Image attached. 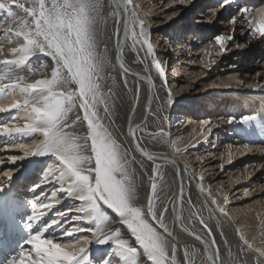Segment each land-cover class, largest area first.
Returning <instances> with one entry per match:
<instances>
[{
	"label": "snow or ice",
	"instance_id": "6c2138e0",
	"mask_svg": "<svg viewBox=\"0 0 264 264\" xmlns=\"http://www.w3.org/2000/svg\"><path fill=\"white\" fill-rule=\"evenodd\" d=\"M232 2L222 0L220 7ZM173 3L187 6L192 0H173ZM13 8L19 9L20 14ZM0 11H5L15 26L14 31L9 28L4 32L5 36L11 34L14 37L8 43L16 44L9 50L12 58L0 60V65L5 69L0 72V93H3L0 98L10 94L19 97L7 107H0V113L22 110L25 114L22 119L27 121L22 126L0 125V136L24 133L42 136V139L33 140L30 144H6V149L11 147L23 152L22 156H11L8 160L12 165H17L18 161L34 155H53V163L44 174L43 181L32 186L33 192L45 183L56 182L67 198L80 202L78 214L71 219L94 225L89 229L67 227L63 228L60 237H45L48 229L61 228V221L68 217L67 210L57 213L50 223L32 235L29 241L31 250H21L11 257L8 264H86L90 258L88 248L97 240L101 243L112 241L115 245L102 264H141V256L151 264H239L231 248H228L226 257L222 256L221 245L209 226L211 220H215L217 227L222 219L236 223L237 217L230 215L225 207L228 204L227 196L223 198V204L212 198L211 204L214 206H209L208 197H212V193L204 187V177L201 176L199 190L206 196L200 206L194 204L191 196L185 192L186 185L178 165L176 177L179 178V193L170 192V186L164 180V165L156 162L162 160L167 163V156L155 155L144 146L145 141H152L167 144L175 152L180 151L170 140V131H166L167 117L159 115L164 106L151 112L149 98L148 114L156 117L153 125L155 131L149 130L147 119L140 123L134 122L141 88L139 83H136L135 90L130 86L128 69L123 63L126 44L130 42L138 58L141 50L145 53V60L151 56L153 66L163 79L162 87L169 92V105L172 103V94L167 89L165 69L157 59L149 38V26L141 18L133 0H0ZM238 13L243 16L240 24L247 30L249 42L264 39V7L255 11L240 7ZM177 15L179 12H173L167 19L171 21ZM211 15L215 16V10ZM257 15L260 17L259 23L256 22ZM207 22L211 23V17ZM230 23L236 25L237 17L232 16ZM214 41L219 46V55L231 50L228 48L230 41L237 49L245 46L234 41V32L233 35H216ZM110 44L123 70V87L126 93L133 94L131 108L126 113V128L120 131H117L116 114L118 105L125 102V95L117 90V79L113 74L116 64L110 55ZM205 52L211 55L207 49ZM37 53L51 58L50 74L41 72L40 79L28 82L36 75L29 62ZM0 54H3V45H0ZM215 63L212 60L205 67L211 68ZM25 67L29 74L20 75ZM48 67L47 64L42 65L44 69ZM144 79L148 80L150 89L154 87L150 76ZM238 83L243 85L244 81ZM247 87L261 90L264 84H249ZM252 118L244 115L239 119L246 123ZM236 119L228 117L219 124L205 119L199 122L200 132L197 134L206 142L214 129ZM81 126L83 131H76ZM243 147L252 151L248 145ZM257 150L264 152V148ZM134 153L150 161L152 167L146 168L145 163L137 160ZM171 162L176 163L174 160ZM4 163V158L0 157V164ZM185 171L189 182L196 179L187 164ZM3 175L6 181L0 183V192L10 183L13 169L9 167ZM236 182H239V178ZM142 186L144 192L141 198ZM51 199L60 203L55 191ZM32 204L34 212L30 221L35 224L45 216L42 209L50 210L53 207L50 203L45 204L40 196H35ZM106 209L111 210L118 221ZM185 210L189 222L197 221L202 226L199 234L185 224ZM205 210L207 216L204 215ZM166 216L174 217V224L195 236L203 246V253L185 245L181 261L177 256L176 238L166 222ZM117 222L126 226L135 244L124 238L120 230L113 231L111 226ZM259 227L264 234V220L260 221ZM236 229L241 233L243 245L247 246V249L241 246V251L253 250L259 257H264V247L253 249V245L242 234L244 229L238 224ZM82 231H87L91 238L78 237ZM220 235L223 236V232ZM224 243L227 244V241ZM113 257L116 259L113 260ZM256 264H260L259 259Z\"/></svg>",
	"mask_w": 264,
	"mask_h": 264
},
{
	"label": "bare ground",
	"instance_id": "6f19581e",
	"mask_svg": "<svg viewBox=\"0 0 264 264\" xmlns=\"http://www.w3.org/2000/svg\"><path fill=\"white\" fill-rule=\"evenodd\" d=\"M222 2V0H219ZM243 1V0H240ZM107 2V0H106ZM245 2V1H244ZM243 2V4H244ZM247 2V1H246ZM133 3L138 6V11L142 19H145L146 24L151 27L155 25H161L164 24V22H167L165 24H168L170 21L167 19L168 16H171L173 12H179V15L182 13L180 12L183 8H181L179 11H174L172 9L165 10L162 12L164 15L159 17H164V20H155L153 14L157 12L155 6L156 4L152 5L147 4L146 0H133ZM246 5V4H245ZM187 9V8H186ZM13 11L20 14V10L17 8H13ZM186 10H184L185 12ZM189 12H192L191 10H188ZM202 10L197 9L195 15H201L200 13ZM178 16V15H177ZM175 16V17H177ZM174 17V18H175ZM175 20V19H174ZM260 17L256 19V22L259 23ZM172 21V20H171ZM111 27V24L109 25ZM12 28L14 31L15 26L12 24V21L10 18L7 17V13L5 11H0V45H3V54H0V60H3L5 58H12L10 53V48L13 46H16L15 43L9 44V39H14L11 34L8 36H5V29ZM172 33V41L174 43V47L176 50V56L174 57V60L172 61V64L169 60V54H167L168 50L166 48V43L164 42L165 39H167V42L170 40V37H167L168 34ZM153 36V47L154 49L157 48L160 54L157 55V59L160 60L161 66H167L164 67L165 73L170 70L171 65V72L169 73V79H167V89L171 90L172 94V103L168 104V96L169 92L164 87H162L163 79L159 76L157 73L155 67L152 64V58L151 56H147L145 60V53L143 50L140 52L139 58L137 57V53L133 51L129 44L125 45L124 48V59L123 63L126 69H128V79L130 81V86L133 87V90H135L136 83H139L141 88V96L140 100L137 103V110L136 114L133 117L135 123H140L143 120L147 119L149 130L155 131L154 128V121L156 119L155 116L149 115V98L151 97V112H156L158 107L161 105L164 106L162 111L159 113L160 116L167 117L166 122V131H170V140L174 143L176 148H179V152H175L173 148L167 144H162L159 142H152V141H145L144 146L147 148L148 151L152 152L155 155H164L167 156L168 162L165 163L162 160H157V163H163V172H164V180L165 182L170 186V192H176L179 193V178L176 177V171H177V165L179 166L181 176L184 178V183L186 185L185 192L191 196L192 202L194 204H197L198 206L201 205V201L205 198L206 194H201L199 190V178L196 177L195 180H192L189 182L187 172L185 171V165L182 163L183 161L187 164L193 165V161H206V157L213 154V157L219 156L220 159H227V160H233V159H239L244 158L249 152L247 149H245L243 146L248 145V148L252 149V151L255 152V150L264 148V96H248L244 93L236 95L235 93L232 94H220L217 92L218 90H224L229 87L237 89L240 84H238L239 77H230L225 75H220L218 77H212L211 79L206 73V77L204 78V81L200 80L199 89L198 92L192 93L189 97H186V91L189 90V84L188 86L185 85L186 81L185 79H182L180 83V77L183 75L184 78H186L187 75L183 74L185 71H187V74H189L190 82L196 80L198 76L200 77L204 72L203 70L198 67L197 69L190 70L189 67H186L184 61V53H178L180 46H191L192 47L198 44L200 40H198V37L204 38V44L209 42V38L213 36L214 34L208 33L206 29H197L193 28V26L190 23H181V19L175 20L171 22V25L168 29H161L158 31H154ZM190 39L198 40V42H193L189 44ZM211 41V40H210ZM213 43V42H212ZM214 44V43H213ZM206 45H197L195 48L197 50L202 51L203 48ZM109 47L112 49L110 52V55L112 56L113 63L116 64V69L114 71V75L117 79V90L121 94L125 95V102L121 105H118L117 108V114H116V126L117 131H120L122 128H126V113L130 110L131 104L133 102V94L126 93V90L123 87V83L121 81V76L123 73V70L120 69L118 62L115 59L116 53L115 49L110 44ZM215 51H220L218 47ZM193 53L189 55L191 59ZM187 56V54H186ZM168 62L166 63V61ZM32 70L36 73V75L32 76V78L28 82H33L34 80L40 79V73L41 72H48L50 74V67L52 64L51 58L48 57L45 54L37 53L35 56L32 57V59L29 62ZM43 64H47L49 67L47 69L42 68ZM147 65V69H146ZM196 65V64H195ZM4 66L0 65V72H3ZM20 75H28V68L25 67V69L19 73ZM151 77L152 84L154 87L150 89L149 82L147 79H144V77ZM168 75H166L167 77ZM205 76V75H204ZM213 76V74H212ZM178 79V80H177ZM249 83L254 84V82H251L247 80ZM171 82V84L169 83ZM196 82V81H195ZM187 84V83H186ZM191 84V83H190ZM196 84V83H195ZM230 85V86H228ZM232 85V86H231ZM228 86V87H226ZM202 88V90H201ZM202 91V93L200 92ZM153 93L155 94L153 96ZM0 95H3V93H0ZM18 96L15 95H7L3 98H0V107H7L11 102H14L16 99H18ZM222 99L223 105H226L227 102L231 104L229 114L230 116L225 115L224 113L221 114L217 113L215 114L214 105L217 100ZM208 106V107H207ZM205 108L212 109L211 111H207V117H203L202 110ZM228 110V109H226ZM225 111V110H224ZM220 112V111H219ZM4 121L1 122L2 124H9V126L16 125V126H22L23 123H26L24 119V112L22 110L9 112ZM244 115H250L253 118L249 120L248 122H242L239 118ZM15 117V119H13ZM228 117H236L237 119L232 122L226 124V126L223 124L222 126L216 128L213 130V134L210 135L206 142L203 141V138L201 135H198L197 133L200 132L199 129V122L203 121L205 119H211L212 123H217L221 120H226ZM213 119V120H212ZM186 123H188L186 125ZM196 129L194 132L193 129ZM76 131L82 132L83 126L80 128H77ZM227 132V133H226ZM238 135L239 138L237 139V142L234 140V142H231L229 138H232L230 136ZM14 138V136H11ZM12 138V139H13ZM18 138L20 140H15L16 142H11V139L8 138L7 142L8 145L16 144V143H26L30 144L33 140L42 139V136L39 135H32L30 133H24L19 134ZM212 139L213 142H212ZM3 140L0 142L2 143ZM211 141V142H210ZM233 141V140H232ZM127 143V141H125ZM212 143H216V147H219L220 145V152L215 153L216 149H212L211 145ZM204 146V149L207 147L211 152L209 154H205V152L202 151L199 152V148ZM11 151L20 152V154L17 156H22L23 152L16 148H7ZM197 151V152H196ZM258 151V150H257ZM260 152V151H258ZM137 156V160H141L145 163L146 168H151L152 163L150 161H147L146 158L142 157L139 153H134ZM11 157V156H10ZM211 158H208V160ZM175 161L176 163H172L171 161ZM54 161V156L51 154L47 155H34L28 159H25L21 161L20 164H17L15 167L9 166L13 169V175L18 172L20 169H24L22 173H18V175H15L12 177L10 183L5 186L4 191L0 192V221L3 219V213L7 211V209L12 213V215L15 218H19L20 214L23 213V210L26 211L27 215V223L31 222L30 217L32 216L31 211L34 212L33 208V198L35 197V194H33L32 186L36 183H41L43 181L44 174L48 171L49 166ZM202 162H199L201 165ZM11 164V163H10ZM28 164V166H27ZM41 164L40 169L37 171L38 173L34 175L32 179H30V185L29 189H25V186H20L19 190L23 193L21 194H15L13 193V189L17 186L16 184H23L24 182H21L22 178L28 175V173L34 171L33 169L38 167V165ZM12 165V164H11ZM43 165V166H42ZM261 165V164H259ZM9 167L6 168V170H2V173L6 172ZM249 168V167H248ZM26 169V170H25ZM244 171L245 174L247 171V165L246 167L239 169L238 171ZM244 174V173H243ZM244 174V179H246V175ZM203 175V174H201ZM204 177V175H203ZM242 177V179H243ZM51 180V177L49 178ZM263 184H264V176H262ZM232 185H235L236 181H232ZM203 185L206 188H209L212 193V197H208L209 200V206H214L211 204V199L215 198L219 203L223 204V198L227 196L228 198V204L225 206L227 211L230 215L239 218L238 222L235 224H230L227 220H221V224L219 227H217L215 220L209 221V226L213 229V234L216 236L217 243L221 245V254L222 256H227V250L228 248H231V251L233 253L234 258L239 261V264H256L257 259L260 260V264H264V257H259L257 253L253 250L248 251H241V246H243L245 249H247L246 245H243L242 240L240 239L241 233L237 232L236 225H240L244 232L242 233L245 238L249 240V242L253 245V249L257 247H264V234H262L261 229L259 227L260 221L264 220V197L262 200H258L255 203H252L250 205H247L246 207H235V205L230 209H228V205L232 201L228 193L227 189L220 190L221 186H213L211 188L210 182L203 179ZM43 189L40 190V199L43 200L45 204H52L53 207L49 209H42L43 211H47V214L45 217L48 219L43 223L42 219L40 222L37 223L36 232L40 230V227L38 225L44 226L47 223H50L53 218L56 217V215H53V209L55 206H59V210H57V213L64 212V205L70 203V206H67L66 208L69 213H75L77 215V209L80 206V202L75 199L67 198L66 193L61 191L59 188V185L52 181L50 183L43 184ZM264 186V185H263ZM39 189V188H38ZM18 190V191H19ZM56 192V199L60 200V203H56L55 199H51L52 192ZM144 188L143 186L140 189L141 198L143 197ZM24 193H29L28 199H26V202H23L26 205L28 204L30 206L29 209H21L23 208L21 205V201L25 198ZM26 194V195H27ZM43 194V195H41ZM19 197H21L19 199ZM45 197H48V199H45ZM29 200V202H28ZM28 202V203H27ZM20 206V208H19ZM185 209H187V204H185ZM18 212H17V211ZM107 210V209H106ZM20 211V212H19ZM66 211V210H65ZM109 211V215L113 217L114 220L118 221V217H115L114 214ZM207 211H204V215L207 216ZM74 215V216H75ZM185 216V224L189 228H194V230L199 234L202 230V226L199 225L197 221L189 222L187 219V210H185L184 213ZM73 217V216H72ZM174 217L172 216H166V222L169 224V226L173 230V235L176 238L177 243V256L178 258L183 261V247L187 245L189 249L191 248H197L203 253V246L200 243V241L195 239V236L190 235L188 232H184L177 224L173 223ZM73 220V219H72ZM6 222H9V217L6 218ZM70 222L65 221V226L63 228H67L68 225H70ZM30 225V224H29ZM35 223L31 222V227H33ZM41 226V227H42ZM80 227L83 229H89L93 228L94 225L87 223L85 221H77L74 225H71V227ZM113 231L120 230L124 238L129 239L132 241L133 244H135L134 239L131 237L130 232L127 230L126 226H124L122 223L117 222L114 223L112 226ZM57 230V231H54ZM63 229H59L56 227L48 229V231L44 234L45 237L47 236H54V237H60L62 235ZM223 232V236L220 235V233ZM21 228L17 225L13 226L8 224V226L1 225L0 226V234L5 235L6 238L9 236H12L15 238L16 234L19 236L21 235ZM80 238L88 237L91 238L90 234L87 231H82L78 233ZM68 239V238H65ZM227 241V244L224 243V241ZM111 247L110 252L115 248L114 242L108 241L106 243H101L98 240L93 241L89 248H88V254H89V260L86 262V264H89L90 262H95L99 256H101L102 250H107V247ZM11 252V249L8 247L6 248H0V264H8L7 256L8 253ZM109 252V253H110ZM93 257H96V259H92ZM116 258L113 257V260ZM141 264H151V262L147 261L145 257H140ZM99 264H102V262H99Z\"/></svg>",
	"mask_w": 264,
	"mask_h": 264
},
{
	"label": "rangeland",
	"instance_id": "374dc122",
	"mask_svg": "<svg viewBox=\"0 0 264 264\" xmlns=\"http://www.w3.org/2000/svg\"><path fill=\"white\" fill-rule=\"evenodd\" d=\"M146 2L148 5L151 4L152 2H153L152 5L156 4L155 8L156 10L157 9L158 10L152 16L154 17L155 20L157 19V20L163 21L164 17H159V16L164 15L162 12H164L165 10L172 9L174 11H179L181 8H183L180 11L181 13L182 12L183 13L175 17L174 18L175 20L181 19V23L182 22L190 23L193 26V28L197 29V31L198 29L199 30L206 29L208 33L214 34L213 36L209 38V42L205 44H204L205 42L204 38L202 37L197 38L198 40H200L199 42L198 40H195V39L189 40V44L193 42H198L197 44L198 46L201 45V47H203V45H206L202 51L197 50L195 48L197 45L196 46L194 45L193 47L192 45L191 46L183 45L182 47L180 46L179 48L178 53L185 52L183 62L186 64L185 65L186 67H189L190 70L197 69L198 67H200L204 72L200 77L198 76V78L192 82H190L189 74H187V71L183 73L187 75L186 78H184L183 75L180 77V80H179L180 83H182L181 82L182 79H185L184 81H186L187 83V84L185 83V85L188 86L189 84V90L186 91V94H185L186 97H189L191 95V92L196 93L199 91L197 87H199V84L201 85V83H199L200 80L204 81V78L206 77V73H208L207 76L210 77L208 79H211L212 77H215V76L218 77L220 75L227 74V76H230V77L238 76L239 81L240 80L244 81L243 85L238 83L240 85L239 87H237V89H234L235 87L234 88L229 87L221 91L218 90L217 92H219L220 94L224 95V94L235 93L236 95H238V94L244 93L252 97L256 95L264 96V89L252 90L247 87V85L252 84V83H249L247 80L251 82L255 81V83L252 85L264 84V39H253L251 40V42H249V34L245 28L241 27V24H240V21L243 19V16L238 13V9L240 7H247L253 11L259 9L260 7H264V0H243V1L233 0L231 4H226L224 5L223 8L220 7L222 2L219 0H192V3L187 6L180 4V3H173V0H146ZM191 8H192V12H189L188 10L189 9L191 10ZM197 9L202 10V12H200L202 16L195 15ZM184 10L186 11L184 12ZM213 10H215V16L211 15ZM232 16L237 17L236 25H232L230 23ZM209 17H211V23L207 22ZM257 18H259V15L256 16V19ZM174 19L170 21L168 24H165L167 22H164V24L155 25V26L153 25L149 27V30H150L149 38L151 42H153L154 31H158L161 29H168L171 25V22L175 21ZM233 32H234V41L237 43H240L241 45H245V46L243 48L237 49L235 48L234 44L230 41L228 44V48L231 50L228 51L225 55H219L220 51H215L217 49L216 47L219 48V46L215 45L214 37L220 34H223L226 36L233 35ZM167 37H170V40L168 42H167V39L164 40V42L167 45L165 50L166 49L168 50L167 54H169V60L171 58L170 62L172 64V61L174 60V57L176 56L177 53L174 47V43L172 41L173 39L171 38L172 33L168 34ZM210 45H212V47H210ZM205 49H207L208 52L211 53V55L206 54ZM155 50H156L157 55L162 52V51L159 52L157 48H155ZM191 53H193L192 55L193 59L189 57ZM212 60H215L216 63L211 68L205 67V64L209 63ZM167 62L168 60L166 61V63ZM164 67L167 68V66H164ZM170 70H171V65H170ZM170 70H168V72L166 73V75H168L167 79H169V73L171 72ZM257 73H259V75H257ZM169 83L171 84V82ZM200 92L202 93V91ZM227 104L223 105L222 99L217 100L214 105V108H212L216 110L214 113L215 114L214 116H216L217 113L221 114V112L222 114L224 113L225 115L230 116L229 114L231 113V111L229 109L231 107V104L229 105ZM212 109L205 108L204 110H202V113H203L202 116L207 117L208 116L207 111H211ZM8 114L9 112L0 113L1 122L4 121V119L7 116H9ZM187 124L188 123H186V125ZM224 125L226 126V124ZM13 136L14 138L11 136L10 137L0 136V141L3 140L2 143L0 142V157H3L5 160L4 164H0V183H4L6 181V177H4L2 170H6V168L9 166H13V167L16 166V165H11L8 158L10 156H18L20 154V152L11 151L5 148V145L8 144L7 142L8 138L11 139V142H16L13 139L20 140L18 138V135H13ZM230 137H232V138H229L231 142H234V140L237 142V139L239 138L238 135H234ZM213 140L214 139H212V142ZM204 146L205 145H202L199 148L200 149L199 152L202 153L203 151L205 152V154L206 153L209 154L211 151L207 150L209 149L208 147L204 149ZM219 147H216V143L214 144L212 143L211 145L212 149H216L215 153L220 152ZM208 158H211V159L208 160ZM206 159H207L206 161H198L197 163L196 161H193V163L195 162V164L191 166L190 164H187L184 161L182 163L184 165L187 164L189 170L194 172L197 178L204 175V179L210 182L211 188L213 186H221L220 187L221 191L224 189H227L230 195L229 198L232 199L230 204L227 206L228 209H230V211L234 205L235 207L236 206L246 207L247 205H250L252 203L257 202L258 200L263 199L264 190L262 189H264V186H263L264 184L261 179H262V176H264V152H258L257 150H255V152L251 151L246 156H244V158L233 159V160L220 159L219 156L213 157V154H212V155L207 156ZM199 162H202L201 165L199 164ZM20 163L21 162L18 161L17 164H20ZM246 165H247V171H248L246 174L243 170L238 171L241 168L244 169ZM221 166H223V168H221ZM40 167H41V164L38 165V167L34 168L33 169L34 171L28 173V175L23 177L21 182H24V181L26 182L23 184H16L17 186L15 187V189H13V193H15L16 195L23 193L22 191L19 190L20 186H25V189H29V185H30L29 180L32 179L34 175L38 173L37 171L40 169ZM23 170L24 169L18 170V172L14 174L13 176L18 175V173H22ZM243 173L247 176L246 179H244ZM237 178H239V182H235L236 184L232 185L231 180L237 181ZM43 187L44 186H42L39 189H36V191L33 192V194H35V196H39L40 190H42ZM246 192L248 193V195H245ZM26 194L27 193H24V197H22V199L23 198L25 199H23L21 203L19 204L23 207L21 209L30 208L28 204L26 205V203L25 204L23 203V202H26V199H28V197L26 196H28L29 193L27 195ZM20 198L21 197H19V199ZM67 206L71 207V204L70 203L65 204L64 205L65 210L68 209L66 208ZM58 207L59 206H55V208L53 209V212H52L53 215L57 214V210H59ZM24 212L26 213V211L24 210H23V213H19L20 216L17 219L7 209V211L3 213L4 214L3 219L0 221V226L1 225L8 226V224L10 223L13 226L14 225L15 226L17 225V227L19 226L22 232L21 235H23V238H21L22 236H20V234L19 236L16 234L15 238L12 236H9L8 238H6L5 235L0 234V248L8 247L9 249H11V252L9 251L10 253H8L7 260H10L11 257L17 255L21 250H31V245L29 241L32 235L36 233L35 230H36L37 224H35L33 227H29V224L31 222L27 223V215ZM31 214H33L32 211H31ZM49 214L50 213L47 214V211H45V216L48 215L47 217H49ZM74 215L75 213L73 212L69 213L68 217H66L64 221H61L62 227L59 229H63V227L65 226L64 225L65 221H68V220L70 221L68 223H71V224L68 225V227H71V225H74L75 222L77 223L76 220L71 219L72 216ZM45 216L42 218V219H45L43 220V223L48 219ZM8 217H9V222H6V218ZM238 220L239 218L236 219V223L238 222ZM229 223L232 225L234 224L231 221H229ZM41 226L42 225H38V227H41ZM54 231H57V230H54ZM110 250H111V247L108 246L107 250L105 251L102 250L101 256H99V258H97L95 262L92 261L89 264H99V262H103L105 258L109 256ZM92 259H96V257H93Z\"/></svg>",
	"mask_w": 264,
	"mask_h": 264
}]
</instances>
